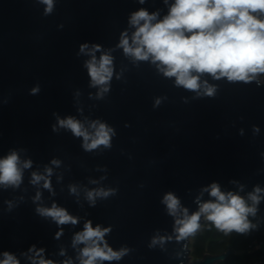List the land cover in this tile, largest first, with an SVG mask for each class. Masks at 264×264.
I'll list each match as a JSON object with an SVG mask.
<instances>
[{"label":"water","instance_id":"water-1","mask_svg":"<svg viewBox=\"0 0 264 264\" xmlns=\"http://www.w3.org/2000/svg\"><path fill=\"white\" fill-rule=\"evenodd\" d=\"M174 2L53 0L45 14L40 0H0V159L16 151L21 162H32L18 187L0 185V261L7 252L19 264H34L44 249L41 257L53 264H80L84 245L73 246V239L91 221L111 228L104 239L114 251L128 249L120 260L100 264L224 262L235 254L232 248L191 261L192 235L176 240V218L162 203L172 193L191 215L200 203L215 201L205 190L213 183L245 202L258 195L255 209L264 220V74L244 83L205 73L201 83L216 91L207 96L201 88L197 95L176 86L175 77H165L151 60L136 61L118 47L122 33L131 38L136 30L129 22L134 12L163 19ZM82 44L101 46L97 60L104 53L112 57L102 98L100 86H91L85 66L91 55L80 52ZM68 117L90 132L94 121L111 127V147L86 151L82 137L59 126L58 119ZM33 173L45 176L51 190L44 180L33 184ZM96 189L114 194L93 205L86 194ZM53 204L78 223L57 225L36 211ZM205 221L201 216L200 227ZM169 236L150 246L154 237Z\"/></svg>","mask_w":264,"mask_h":264},{"label":"clouds","instance_id":"clouds-1","mask_svg":"<svg viewBox=\"0 0 264 264\" xmlns=\"http://www.w3.org/2000/svg\"><path fill=\"white\" fill-rule=\"evenodd\" d=\"M46 5L45 14L53 10V0H40ZM141 3L144 0H140ZM167 3V0H165ZM158 13H149L144 9L134 12L130 17V24L136 28L129 38L127 32L121 34L118 47L127 56L136 61H149L155 64L165 77H175V85L182 86L200 95L213 96L216 89L204 81L202 74H210L214 79L227 78L228 81H242L249 83L264 74V0H175L169 7L168 14L163 19H157ZM143 22V23H142ZM131 39V43H130ZM100 45L88 44L80 46V52L88 51L91 59L85 66L91 78V86H100L98 97L109 91V82L113 76L112 57L104 53L99 60L95 52ZM38 88L32 89L35 93ZM159 99L156 101L158 105ZM60 127L70 129L74 136L83 138V148L86 151L97 149L103 145L111 147V137L114 130L99 121L91 123L93 131L72 118L58 119ZM55 131V126L53 128ZM258 131V129H255ZM31 161L21 162L16 151H12L5 158L0 159V185L18 187L22 181V169L30 168ZM58 165L59 161L53 160ZM48 176L52 169L47 168ZM44 180L43 187L51 190L50 181L43 175L33 173L32 183ZM209 191L215 201L200 203L199 210L188 214L182 208L179 199L172 193L164 196L162 203L167 206L168 214L175 219L174 231L176 240L181 241L196 233L200 228L201 216H204L218 230L225 233L236 231L246 232L252 225L248 215L255 214V207H249L244 199L232 192H221L218 184L210 185ZM70 191L75 193L76 188ZM261 189L257 187L256 193ZM114 194V190L96 189L88 191L86 198L94 205L97 197L106 198ZM40 198L37 193L35 199ZM253 204L259 202V196L250 194ZM37 213L43 217H51L57 225L78 223V219L68 214L64 208L53 204L50 208L37 207ZM111 231L110 227L92 226L91 221L84 224L82 232L75 234L73 246L83 244L80 249V264H100L103 261L120 260L127 254L128 249L121 248L114 251L104 237ZM62 232H57L56 237ZM172 237H154L150 246L163 244ZM34 248V246H33ZM32 251V249H29ZM44 249L36 252L40 257L34 264H53L51 260L41 257ZM63 255V252H61ZM5 259L0 264H19L11 254L5 252ZM64 264H72L65 261Z\"/></svg>","mask_w":264,"mask_h":264},{"label":"trees","instance_id":"trees-1","mask_svg":"<svg viewBox=\"0 0 264 264\" xmlns=\"http://www.w3.org/2000/svg\"><path fill=\"white\" fill-rule=\"evenodd\" d=\"M263 75V74H262ZM249 207H255L253 201L245 202ZM248 221L252 225L246 232L232 231L225 233L218 230L210 221L206 220L200 229L191 236L190 256L194 261L201 260L205 254L217 255L224 253L229 248L235 251L226 261L218 264H244L258 256L257 253H249L248 245L258 237L256 229L264 228V220L260 221L257 212L248 215Z\"/></svg>","mask_w":264,"mask_h":264},{"label":"built area","instance_id":"built-area-1","mask_svg":"<svg viewBox=\"0 0 264 264\" xmlns=\"http://www.w3.org/2000/svg\"><path fill=\"white\" fill-rule=\"evenodd\" d=\"M258 237L254 239L247 247L249 253H259L258 256L244 264H264V228L256 229Z\"/></svg>","mask_w":264,"mask_h":264},{"label":"rangeland","instance_id":"rangeland-1","mask_svg":"<svg viewBox=\"0 0 264 264\" xmlns=\"http://www.w3.org/2000/svg\"><path fill=\"white\" fill-rule=\"evenodd\" d=\"M260 75H262V74H260ZM205 218V217H204ZM206 219V218H205ZM207 220V219H206ZM191 261H194L193 259H192V257H191V259H190Z\"/></svg>","mask_w":264,"mask_h":264}]
</instances>
